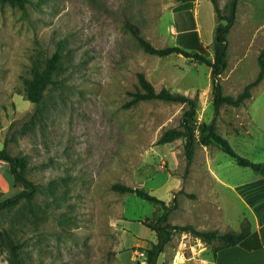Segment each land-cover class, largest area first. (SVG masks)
I'll return each instance as SVG.
<instances>
[{
  "label": "rangeland",
  "instance_id": "374dc122",
  "mask_svg": "<svg viewBox=\"0 0 264 264\" xmlns=\"http://www.w3.org/2000/svg\"><path fill=\"white\" fill-rule=\"evenodd\" d=\"M217 2L228 15L232 0ZM217 24L211 0H29L24 9L0 4V150L6 143L11 155L27 162L36 188L33 200L1 212L0 225L19 245L24 264H146L157 236L144 222L156 223L163 207L117 192L115 184L143 188L168 205L176 199L168 216L173 225L203 230L200 214L207 208L228 226L220 233L240 231L244 219L253 223L248 206L254 202L237 196L243 189L200 183L215 175L228 184L263 176L238 166L216 145H197L188 164L183 139L158 144L164 131L179 127L184 105L148 100L126 106L144 73L157 92L197 96L199 121L215 122L239 155L264 163V81L243 105L216 110L210 67L183 55L147 54L132 33L138 30L156 48L178 46L213 59ZM228 41L221 83L225 94L237 96L259 74L264 0H238ZM59 46L63 59L54 82L40 103L28 101L25 80L33 61ZM21 189L1 162L0 201ZM208 190H216L219 204ZM195 236L174 233L158 264H201L188 248ZM0 264H12L1 241Z\"/></svg>",
  "mask_w": 264,
  "mask_h": 264
},
{
  "label": "trees",
  "instance_id": "16d2710c",
  "mask_svg": "<svg viewBox=\"0 0 264 264\" xmlns=\"http://www.w3.org/2000/svg\"><path fill=\"white\" fill-rule=\"evenodd\" d=\"M181 3L194 2L196 0H178ZM29 0H0V4H9L24 9ZM214 5L218 24L215 28L213 39V59L208 58L197 51H188L178 46L156 48L146 40L138 30L133 29L132 33L139 42L142 49L150 55L168 57L173 54L183 55L198 64H205L211 69L212 102L216 110L224 105L239 107L252 96V89L264 81V49L261 51L258 63L259 74L254 81L245 86L244 90L237 96L224 93L221 83L222 74L228 65V34L235 23L238 0H232L230 13L222 15L217 0H211ZM62 47L50 56L39 55L32 63L31 78L25 80V97L28 101L38 104L41 102L46 89L54 82V76L60 67L63 59ZM132 100L126 106L131 107L140 101L161 100L171 103H180L185 106L180 125L163 132L158 139V144L172 143L178 139L184 140V148L188 164H191L195 154L196 146H218L225 154L230 156L238 166L251 169L255 174L264 176V163L253 162L239 155L231 146L229 141L218 133L215 122H200L198 119V97H191L182 93L172 92L168 88L156 91L153 84L147 79L144 73L138 74V86L136 92L132 93ZM4 162L9 166V179L14 184L22 186V189L5 200L0 201V214L2 211L14 207L22 200L31 201L35 198L36 188L34 183L27 177V162L20 157L11 155L5 143V148L0 150V163ZM113 190L121 193L136 195L152 204H160L163 207V214L156 223L144 225L155 231L157 241L153 242L146 250V264H158L161 254L170 243L174 233H191L202 238L213 248L214 255L222 248L237 246L244 241L248 232L229 231L220 233L217 230L201 231L193 225H173L168 222L170 212L177 208V200L172 205L151 195L148 191L139 187H131L124 184L113 185ZM0 241L8 249L9 258L12 264H24L17 245L10 234L0 225Z\"/></svg>",
  "mask_w": 264,
  "mask_h": 264
},
{
  "label": "crops",
  "instance_id": "0c3cea01",
  "mask_svg": "<svg viewBox=\"0 0 264 264\" xmlns=\"http://www.w3.org/2000/svg\"><path fill=\"white\" fill-rule=\"evenodd\" d=\"M186 3L189 4L192 2ZM215 177L216 179L212 181L201 182V186L204 188H212L214 186L216 188L217 184H221L222 186L231 187L235 192L239 188L243 189L242 193L240 192L241 194L237 192V196L242 199L246 196L249 201L254 202L255 206H248L251 208L253 223L244 219L241 223L240 231L233 230L237 233L246 230L248 234L244 241L237 246L222 248L218 250L215 255L211 245H208L202 238L195 236L193 243L188 247L191 252L192 259L199 261L201 264H264V199L262 205L257 202L260 197L264 198V176L262 178L253 177L249 180V182L240 184H228L225 180L220 179L219 176L215 175ZM208 192V198H214L213 194L215 192L216 202L219 204L216 190H208ZM218 211H221L220 206L217 207V212ZM205 212L209 213L208 208L200 214L202 218H200L199 224L203 229L201 231L214 229L217 231L219 230L220 232L222 231V228L225 229V227H228L224 225L221 218H218L217 220V218L213 217L210 213V215H206ZM193 218L196 217L193 216ZM213 218L216 220V223L213 221ZM191 225H193V223H191ZM191 235V233H184V237H191ZM138 246L142 245L137 244L136 247ZM205 251L206 253L204 255ZM165 252L166 248L161 254L163 258L165 256Z\"/></svg>",
  "mask_w": 264,
  "mask_h": 264
},
{
  "label": "built area",
  "instance_id": "2783aa9c",
  "mask_svg": "<svg viewBox=\"0 0 264 264\" xmlns=\"http://www.w3.org/2000/svg\"><path fill=\"white\" fill-rule=\"evenodd\" d=\"M175 32V29L174 30H172V33H174Z\"/></svg>",
  "mask_w": 264,
  "mask_h": 264
}]
</instances>
